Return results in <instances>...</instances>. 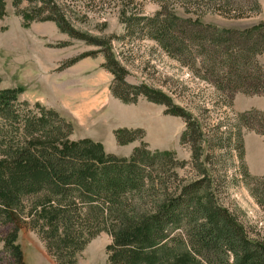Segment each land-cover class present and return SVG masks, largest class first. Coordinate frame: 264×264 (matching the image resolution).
Returning <instances> with one entry per match:
<instances>
[{
	"label": "trees",
	"instance_id": "1",
	"mask_svg": "<svg viewBox=\"0 0 264 264\" xmlns=\"http://www.w3.org/2000/svg\"><path fill=\"white\" fill-rule=\"evenodd\" d=\"M4 1L0 0V20ZM178 1L185 11L229 20L261 11L258 0ZM168 2L167 7L160 4L151 18H125L126 31L145 33L177 60L196 47L206 70L215 67L218 59L231 69L236 87L230 96H264V80L258 77L264 63L259 66L256 61L264 56V23L239 31L223 29L172 14ZM22 19L26 22L23 15ZM107 68L114 75L113 97L125 101L135 93L164 104L145 86L127 84L125 72L112 57ZM177 112L178 117L190 119ZM248 113L257 116L260 129L248 125L245 114L242 121L264 139V114ZM188 128L195 137L194 153L202 156V133L193 122ZM113 134L120 146L135 141L134 133L126 129ZM70 135V124L55 111L29 106L19 101L18 90L0 88V253L9 255V262L0 259V264H24L17 245L22 230L35 233L56 264H76L79 253L101 233L111 238L105 264H264V243L249 239L236 219L216 203L205 170L202 179L173 189L177 174L168 175L169 167L187 164L172 153L152 152L141 144L126 159L105 153L100 143L88 139L71 142ZM185 136L186 132L181 143ZM239 142L237 150L243 158V141ZM243 174L250 177L246 167ZM256 179L264 184L263 178ZM260 194L252 192L264 207L260 199L264 193Z\"/></svg>",
	"mask_w": 264,
	"mask_h": 264
},
{
	"label": "rangeland",
	"instance_id": "2",
	"mask_svg": "<svg viewBox=\"0 0 264 264\" xmlns=\"http://www.w3.org/2000/svg\"><path fill=\"white\" fill-rule=\"evenodd\" d=\"M258 2L260 13L241 20L188 12L178 0L168 4L169 11L181 18L239 31L264 23V0ZM4 4L0 88L18 90L19 101L29 106L55 111L70 124L71 142L88 139L100 143L105 153L126 159L141 144L152 152L172 153L187 164L169 167L168 175L177 174L173 189L202 179L205 170L212 179L216 203L236 219L249 239L264 243V207L252 195L261 196L264 184L243 174L244 155L241 158L237 150L243 135L253 132L241 116L245 114L248 125L260 129L257 116L248 111L256 110L264 96H230L236 87L231 69L218 59L215 67L206 70L196 47L177 60L145 33L126 31L125 18H151L160 4L167 7V0H5ZM111 57L125 72L127 84L145 86L164 104L143 95L135 97V93L125 101L113 97L114 75L107 68ZM256 61L262 65L264 56ZM260 74L264 80V69ZM189 122L199 127L204 138L202 156L196 157L192 148L195 128L190 130ZM119 129L134 133L135 141L118 145L113 133ZM110 242L107 233L99 234L79 253L76 264H105ZM17 245L24 264H56L33 232L20 231ZM0 259L8 263L9 255L0 253Z\"/></svg>",
	"mask_w": 264,
	"mask_h": 264
},
{
	"label": "crops",
	"instance_id": "3",
	"mask_svg": "<svg viewBox=\"0 0 264 264\" xmlns=\"http://www.w3.org/2000/svg\"><path fill=\"white\" fill-rule=\"evenodd\" d=\"M256 110L264 114V101ZM243 148L249 176L264 179V139L254 132H246L243 135Z\"/></svg>",
	"mask_w": 264,
	"mask_h": 264
},
{
	"label": "water",
	"instance_id": "4",
	"mask_svg": "<svg viewBox=\"0 0 264 264\" xmlns=\"http://www.w3.org/2000/svg\"><path fill=\"white\" fill-rule=\"evenodd\" d=\"M260 24H262V23H260Z\"/></svg>",
	"mask_w": 264,
	"mask_h": 264
}]
</instances>
